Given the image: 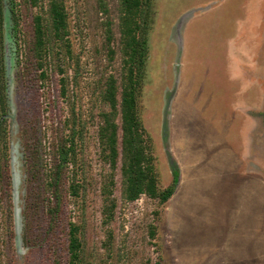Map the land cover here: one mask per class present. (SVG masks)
Masks as SVG:
<instances>
[{
    "label": "rangeland",
    "instance_id": "374dc122",
    "mask_svg": "<svg viewBox=\"0 0 264 264\" xmlns=\"http://www.w3.org/2000/svg\"><path fill=\"white\" fill-rule=\"evenodd\" d=\"M63 3L72 49L65 98L58 58L43 77L33 54L34 16L47 18L49 0L19 3L20 64L5 0L10 112L0 264H69L73 224L82 242L78 264H264V194L240 199L230 190L233 160L264 174V0H150L144 7L138 109L159 190L180 172L166 202L147 193L127 199L121 162L113 170L98 139L100 113L110 109L106 81L115 75L121 92L125 73L121 0ZM72 121L79 161L66 171L52 211L48 170L38 173L37 165L56 161ZM71 170L79 194H70Z\"/></svg>",
    "mask_w": 264,
    "mask_h": 264
},
{
    "label": "trees",
    "instance_id": "16d2710c",
    "mask_svg": "<svg viewBox=\"0 0 264 264\" xmlns=\"http://www.w3.org/2000/svg\"><path fill=\"white\" fill-rule=\"evenodd\" d=\"M23 0H9V12L11 19V32L17 46V62L19 61L18 46L19 35V3ZM33 6H38L40 0H26ZM121 32L124 41L125 73L123 75L122 90L118 85L115 75H110L102 95L103 101L109 105V110L100 113L98 139L102 146L105 158L110 162L112 169L116 170L121 162L125 196L129 200H136L143 193L153 197H159L162 202L169 200L175 192L179 182V169L174 170L173 185L160 191L158 177L153 162V156L148 152L146 130L139 115L138 101L144 81L145 65L147 59V38L143 36L142 15L144 7L150 4V0H121ZM7 11L5 0H0V178L3 167V151L8 138L9 81L7 74L5 43H6ZM34 43L33 54L38 66L41 67V75L46 77L48 67L54 66L53 59L58 58L55 71L61 73L60 85L63 97L67 96L68 77L65 69L66 63L72 54L68 34V12L63 0H49L48 16L36 14L33 20ZM119 118L121 123L118 122ZM78 132L75 122L72 121L66 140L60 142L57 148V158L51 166L38 164V173L43 167H47L48 190L56 198V211L61 203V182L70 166H76L78 156ZM30 160V156H29ZM32 168L34 165L31 163ZM73 170L68 173L72 180L70 194H79L82 183L74 181ZM43 176V175H42ZM114 184V178L111 180ZM108 187V185L106 186ZM106 187L103 190L106 193ZM82 242L78 236V226L73 224L70 229L69 251L71 259L69 264H78L81 260Z\"/></svg>",
    "mask_w": 264,
    "mask_h": 264
},
{
    "label": "crops",
    "instance_id": "0c3cea01",
    "mask_svg": "<svg viewBox=\"0 0 264 264\" xmlns=\"http://www.w3.org/2000/svg\"><path fill=\"white\" fill-rule=\"evenodd\" d=\"M244 166L241 158L233 160V166L231 164L230 167L235 169L236 178L230 190L233 194H240V199L243 194H264V174L260 175L259 169L250 174L249 169H245Z\"/></svg>",
    "mask_w": 264,
    "mask_h": 264
}]
</instances>
